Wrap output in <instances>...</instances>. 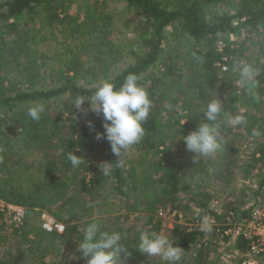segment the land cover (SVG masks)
Here are the masks:
<instances>
[{"label":"trees","instance_id":"obj_1","mask_svg":"<svg viewBox=\"0 0 264 264\" xmlns=\"http://www.w3.org/2000/svg\"><path fill=\"white\" fill-rule=\"evenodd\" d=\"M76 1L84 4L78 7L82 10L78 20L69 12ZM118 5L121 9H116ZM225 6L231 11L224 10ZM118 28L131 33L137 47L128 51L119 39L111 40L110 36ZM259 30L264 31V0H237L235 5L231 0H5L0 4V109L3 118L9 117L12 121L16 147L20 150L31 148L41 154L37 156V176L25 181L29 185L22 188L12 183L0 185V200L33 212L40 209L65 223L63 234L47 233L36 227L39 231L37 244L57 240L67 243L72 238L81 241L87 224L100 220L105 230L126 234L125 243L132 255L127 260L121 257L122 264H132L130 260L149 261L148 256L135 251L139 235L133 238L120 228L111 230L104 225L103 217L78 222L77 219L84 216L78 209L87 207L83 192L96 190L98 181L105 176L86 168L83 179L88 177V183H83L82 189L71 195L76 183L70 178L76 168L72 167L67 154L69 151L81 157L98 154L102 163H110L106 177L113 182L110 190L123 198L132 197L134 202L127 207L129 214L140 211L137 202L144 201L146 231L161 234L162 222L156 216L159 207L176 203L187 189L182 178L183 156L189 158L193 167H200V157L196 159L193 153L186 151L181 136L195 130L203 119V107L210 99L218 97L224 101L226 110L246 118L247 123L239 126L243 136L252 139L250 153L244 157L251 164L244 163L237 169L244 178H249L258 164L264 166V143L260 142L264 139V117L248 114L252 100L249 102V95L243 89L220 85L227 80L228 74L224 73L226 79H221L217 64L229 65L236 45L233 37L241 36L242 32L257 34ZM182 38L185 42L177 44L176 50L170 52L171 41ZM218 43L223 44L221 52L217 51ZM43 47L48 50L44 51ZM6 73L10 77L4 76ZM130 73L137 75L152 106L143 125V139L116 158L106 139H96V133L103 132L102 120L83 117L73 108V102L78 96L90 97L104 82L113 83L119 89ZM95 75L100 81L97 85H89ZM182 75L189 85L184 91L173 94L182 86L173 76ZM242 102L244 113L239 112ZM38 103L44 105L45 111L36 122L28 116V110ZM175 105H181V111L173 109ZM191 105L200 106V119H195L197 114L192 112L181 115ZM89 121L92 128L88 126ZM166 125L176 133V142L174 137L172 141L164 140L162 130ZM216 127L221 138V164L213 167L210 175L216 176L226 187L233 174L226 169L228 161L223 150L224 142L230 143L226 139L230 126L221 121ZM176 144L180 149L172 152ZM132 157L135 158L131 160ZM118 161H122L119 166ZM102 163L101 167L105 168ZM125 163L129 165L125 167ZM207 164L208 168L212 166L210 162ZM145 187L147 194L143 196ZM256 187L253 195L261 199L264 177ZM211 195L201 192L193 195L200 200L196 204L200 217L213 213L208 203ZM221 209L220 216L215 214L216 220H222L229 213L238 220L252 218L255 208L240 212L236 203L227 201L222 203ZM173 210L182 213L179 207ZM40 214L41 211L34 217ZM5 224L4 214L0 212L2 242L6 241V236L2 235L7 230ZM21 226L15 228L14 235L25 229ZM173 231L176 234L168 238L184 250L181 264L190 257L193 264H201L203 241L200 239L204 233L197 229L187 231L179 225H175ZM198 242L202 245L194 256L190 249ZM233 243L236 256L232 261L241 264L248 256L247 242L239 237ZM30 253H34L32 249ZM82 258L79 256V264L85 261ZM24 260L23 251L9 252L0 257V264H21Z\"/></svg>","mask_w":264,"mask_h":264},{"label":"rangeland","instance_id":"obj_2","mask_svg":"<svg viewBox=\"0 0 264 264\" xmlns=\"http://www.w3.org/2000/svg\"><path fill=\"white\" fill-rule=\"evenodd\" d=\"M4 1L5 0H0V4ZM236 1L237 0H231L232 4L234 5L236 4ZM63 5L65 6V3ZM80 6L83 7L84 4L80 1H76V3L73 4L69 9V12L74 17H76L77 20L81 18L82 14V10H78V7ZM63 9L66 8L64 7ZM116 9H121V5H118ZM224 10L231 11L229 6H225ZM44 36H47V34L45 33ZM36 37L38 36H35V38ZM110 39H119V42L121 41L122 44L126 45L124 46V48L128 49V51L133 49L134 47H137L135 39L131 35V33L125 32L119 28L116 32H113V34L110 36ZM232 41L236 45L234 46L235 49L233 57L229 61L228 70L223 73L221 70L219 71L221 79H226V77L228 78L224 82L220 83V85L224 87L228 85H232L236 88L239 87V85L236 83L239 79V73L238 71H234V68L241 61L250 63L258 67L260 69V73L257 77L259 81V88L257 89V91L259 92L261 99L259 102H256L252 97L249 96V102H251V100L252 102L249 106L250 108L247 109V112L250 115H254L255 118L264 117V31L259 30L257 34L256 32H249V34H243L242 32L241 36L235 38L233 37ZM183 42H185L183 38L172 40L169 44V51L171 52L176 50L175 48L177 47V44L180 46V44H183ZM43 49L44 51L48 50V48L46 47H43ZM224 73L228 75L225 77ZM4 76L9 75H7L6 73L4 74ZM173 78L180 81L182 84V86H179L175 89V92H173V94H177L179 91H184L185 87L189 85L188 80L185 81L184 75L173 76ZM99 81V76L95 75L90 80L89 85H97ZM241 105L242 107L239 112L244 113V102H242ZM88 107V104L85 102V104L82 105V109L78 110L79 114L90 120H102V117L97 116L91 111H85L88 109ZM173 109L181 111V105H175L173 106ZM189 112L197 114L195 119H200V116H198L201 112L200 106L191 105L190 109L183 111L181 115H187ZM3 117L4 116L2 115V109H0V185L3 186L4 184L8 185L12 183L13 185H20L22 188L25 185H29L27 182H25L27 179L31 180L37 176V156L41 153L38 151H34V149L32 150L31 148L22 150L17 148L15 143L13 142V139H15L16 137V132L12 128V121L9 119V117H6V119H4ZM164 119L166 118L164 117ZM167 126L168 125H166L162 130L164 140L167 142L172 141L174 137L176 142V133H174V131ZM227 129L228 131L226 139L230 143L227 142L229 144H226V142H224L225 148L223 150H225V156L227 159L226 161H228L226 169H228L229 173H233L230 178V183L226 187H224L223 184L220 183V181L216 178V176L210 175L214 168L219 166V163L221 164V156L219 155V150L209 157H200V167L197 168L192 166L189 158L183 156V161H185V163H182V165L184 164V167L182 169L184 175L182 176V178L184 182H186L187 189L186 192L177 199L176 203H167L166 208L162 206L159 207L160 210L158 211L156 216L162 222V235H166L168 237L174 236V234H176V232L173 231L175 225L185 227L188 231L190 226L188 225V223H190V221L192 220V223L195 224V218L198 219V217H200V212L196 205L198 202L200 203V200H198V198L196 197L194 198L193 196L196 192L212 194V199L208 202L209 205L213 200H218L221 205L222 203L228 201L230 203H236V207L240 212L247 211L252 206L255 209L264 212V196L261 199H256L253 195L257 191L256 183L260 182L264 177V166L258 164L256 169L249 174L251 175L249 178H244V175L238 173L237 169L238 167H242L244 163L251 164L248 158L244 159V157L248 156L250 153L251 147L253 146L250 143L252 139L243 136L244 133L239 125L230 126ZM260 142L264 143V139H261ZM177 149H180V145L178 144H176V146H173L172 152L176 151ZM82 158L84 159V162L76 167L73 176L70 174V177L72 176L70 179L72 180V178H74L76 183L74 191L70 192L71 195H74V193L82 189L83 183H88V177H86L85 180L83 179L86 168L100 171L102 176L105 177L98 181L99 185L97 186L98 188L96 190L83 192V201L87 204V207L85 209H78V213L84 215L82 218L77 219L79 220L78 222H83L90 219L92 220L97 217H103L105 226L109 227L111 230L120 228L125 231L127 235L133 238L139 235L141 231H145L146 227L144 225L146 217L143 213L142 207L144 201H136L139 204V207H141V210L129 214V210L127 209V207L128 205L133 203L134 200L132 199V197H128V199L123 198L118 193L110 190V185H112L113 182L112 180H106L108 174H104L105 168L103 166L101 167L102 162L100 161L99 155H86ZM134 158L135 157H132L131 160ZM223 158L224 157H222V160ZM208 162H210V164L212 165L209 168L207 167ZM196 163L198 162L195 161V164ZM128 165L129 164L125 163V167H127ZM228 171L226 170L225 172ZM205 172H207L208 174ZM258 174L262 175L257 176ZM72 188H74V186ZM144 189L145 190L142 191L143 196L147 194V187H145ZM3 202L9 204L8 202ZM174 207H179V210H181L183 214L185 213L186 216L183 217V221L172 214L174 211L176 212V210H173ZM90 209H93V212H89ZM37 211L33 212L30 218H24L22 220V226H20L25 227V229H23V231L17 233L16 235L13 234V231L16 230V227L12 223L13 220L9 218L8 211H5L4 222L6 223L5 225L7 226V230L2 233V235L6 236V241H0V257H3L5 253L11 252L14 254L18 251H23L25 253V260L21 264H40V261H43L44 264H79V256H81L82 253L77 251V246L80 241L72 238V240L67 243L57 240L53 243L46 241L37 244V241H39V236L37 235L39 234V231L36 230V227H40L42 220H40V216H37L38 218H35L34 214L39 213L40 211L43 212L40 209H37ZM160 212H162V215H160ZM47 214L55 218L53 215L49 213ZM238 219L239 218H236V220ZM74 222L77 221L74 220ZM200 240L201 242L203 241V245L199 242V244H194V246H192L190 249V253L195 256L196 253L200 252L199 246L202 245L203 261L201 262V264H235V262L232 261V259H234L236 256V253H234L232 249L234 245L232 240L226 241L224 238H217L211 232L208 233V235L204 233V237ZM206 241L207 244L205 245ZM30 249L33 250V254L30 253ZM121 257H123V255ZM82 259H85L83 264H87V258L83 257ZM125 259L127 260V258ZM130 262L132 264L166 263L164 261H161L158 257H149V261L147 260V262L143 261L142 259H139L137 263L132 260H130ZM185 264H193L192 257L186 258Z\"/></svg>","mask_w":264,"mask_h":264},{"label":"clouds","instance_id":"obj_3","mask_svg":"<svg viewBox=\"0 0 264 264\" xmlns=\"http://www.w3.org/2000/svg\"><path fill=\"white\" fill-rule=\"evenodd\" d=\"M234 71L239 73V79L236 82L239 87L253 100L259 102L261 97L257 91L259 88L257 77L260 69L241 61L235 66ZM85 102L89 106L85 111H91L102 117L103 132L96 133V139H106L116 158L143 139L145 135L143 125L149 117L152 102L147 91L139 85L137 75L131 73L127 75L119 89H116L113 83H102L96 87L90 97H76L73 108L81 110ZM44 111V105L38 103L29 108L28 116L33 121L39 122ZM202 113L203 119L199 120L195 130L186 136H181L182 140H180L186 151L194 154L193 157H209L219 150L221 138L216 125L221 121L227 126L247 123L243 115L226 110L224 101L218 97L210 99L203 107ZM87 123L90 128L93 127L91 121ZM67 159L73 168L84 162L81 156L75 155L72 151L68 152ZM120 163L122 161H118L117 166ZM102 164L106 165L104 174L107 175V166L110 163ZM200 230L206 233L212 231L211 217L208 215L200 217ZM125 241V233L109 232L104 229L100 220H94L84 229L77 251L87 258V264H122V255L124 258L132 255ZM135 251L148 257H158L166 264H180L184 253V250L176 246L168 236L146 230L139 233Z\"/></svg>","mask_w":264,"mask_h":264},{"label":"built area","instance_id":"obj_4","mask_svg":"<svg viewBox=\"0 0 264 264\" xmlns=\"http://www.w3.org/2000/svg\"><path fill=\"white\" fill-rule=\"evenodd\" d=\"M222 48L223 44L218 43L217 51L221 52ZM225 60L226 59L223 61ZM217 66L220 67L222 72H226L228 70L227 65L218 63ZM209 209L213 213H208L206 215L211 217V233L214 234L215 237H226L228 240H232V242H234L236 238L241 237L247 242L248 256L242 260L241 264H264V212L255 209L252 212V218L241 220H236L234 218V214L229 213V216L227 215L222 220H216V216L221 215V203L218 200H213ZM5 211H8L9 218L13 220L12 223L16 228L22 225V220L24 218H30L33 214V211L29 208L18 207L10 203L6 204L3 201H0V212L4 214ZM162 212H160V215H162ZM172 214L177 216L180 220H184L183 217L185 216L182 213L174 211ZM40 220H42L40 225L41 229L47 233L63 234L65 232V223L58 221L44 211L40 214ZM195 220V224L192 223V220L190 221L192 224L188 223V225H190L189 230L197 229L201 231L200 219L196 218ZM203 233L208 235L206 232ZM206 244L207 241L205 245Z\"/></svg>","mask_w":264,"mask_h":264}]
</instances>
